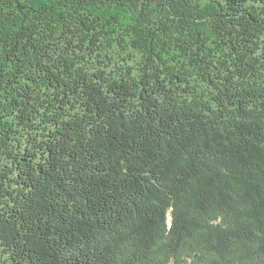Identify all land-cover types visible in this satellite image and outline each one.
I'll return each mask as SVG.
<instances>
[{"label":"trees","instance_id":"obj_1","mask_svg":"<svg viewBox=\"0 0 264 264\" xmlns=\"http://www.w3.org/2000/svg\"><path fill=\"white\" fill-rule=\"evenodd\" d=\"M0 264H264V0H0Z\"/></svg>","mask_w":264,"mask_h":264}]
</instances>
